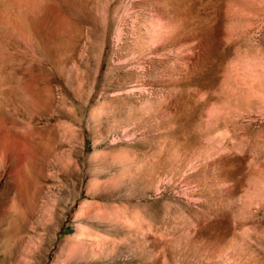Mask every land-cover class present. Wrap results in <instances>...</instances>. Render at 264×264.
<instances>
[{"label":"rangeland","instance_id":"obj_1","mask_svg":"<svg viewBox=\"0 0 264 264\" xmlns=\"http://www.w3.org/2000/svg\"><path fill=\"white\" fill-rule=\"evenodd\" d=\"M0 264H264V0H0Z\"/></svg>","mask_w":264,"mask_h":264}]
</instances>
